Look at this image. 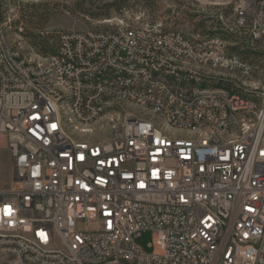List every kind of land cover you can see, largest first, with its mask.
I'll list each match as a JSON object with an SVG mask.
<instances>
[{
	"label": "built area",
	"instance_id": "obj_1",
	"mask_svg": "<svg viewBox=\"0 0 264 264\" xmlns=\"http://www.w3.org/2000/svg\"><path fill=\"white\" fill-rule=\"evenodd\" d=\"M234 17L264 47V0ZM254 73L222 38L161 24L66 31L31 60L0 9V264H264Z\"/></svg>",
	"mask_w": 264,
	"mask_h": 264
},
{
	"label": "rangeland",
	"instance_id": "obj_2",
	"mask_svg": "<svg viewBox=\"0 0 264 264\" xmlns=\"http://www.w3.org/2000/svg\"><path fill=\"white\" fill-rule=\"evenodd\" d=\"M235 0H0L5 34L23 54L37 60L54 53L58 36L66 31L111 30L122 22L135 25L161 24L187 37L217 36L229 53L250 61L255 73L251 86L264 89V47L253 43L247 33L236 27ZM140 108L123 111L137 114ZM12 167L6 150H0V188L10 184ZM152 234L137 240L151 252Z\"/></svg>",
	"mask_w": 264,
	"mask_h": 264
},
{
	"label": "trees",
	"instance_id": "obj_3",
	"mask_svg": "<svg viewBox=\"0 0 264 264\" xmlns=\"http://www.w3.org/2000/svg\"><path fill=\"white\" fill-rule=\"evenodd\" d=\"M121 1H122L123 4L126 5V4L129 3L131 0H121Z\"/></svg>",
	"mask_w": 264,
	"mask_h": 264
}]
</instances>
